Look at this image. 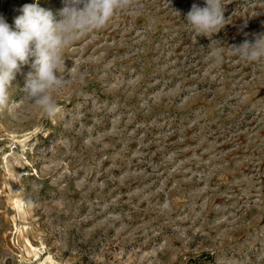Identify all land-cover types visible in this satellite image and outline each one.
<instances>
[{"label":"rangeland","instance_id":"374dc122","mask_svg":"<svg viewBox=\"0 0 264 264\" xmlns=\"http://www.w3.org/2000/svg\"><path fill=\"white\" fill-rule=\"evenodd\" d=\"M34 3L62 19L66 0L0 16L15 30ZM194 3L129 0L63 49L55 116L24 100L21 66L0 109V264H264V59L230 48L264 33V0H223L211 37L186 26Z\"/></svg>","mask_w":264,"mask_h":264},{"label":"clouds","instance_id":"9594fccd","mask_svg":"<svg viewBox=\"0 0 264 264\" xmlns=\"http://www.w3.org/2000/svg\"><path fill=\"white\" fill-rule=\"evenodd\" d=\"M204 3V7L192 4L185 17L186 26L197 36L211 37L226 24L225 6L223 0ZM128 4L129 0H66L59 21L38 3L25 4L14 20L15 30L0 16V109L9 106V89L16 73L29 57H34L33 71L27 74L23 88L24 100L33 101L30 104L43 115L55 116L59 108L53 94L67 82L62 73L63 49L85 33L105 27L115 12ZM230 48L246 61H260L264 59V33L255 35L254 41L245 40ZM212 56L221 60V50H214ZM27 203L30 206L32 201Z\"/></svg>","mask_w":264,"mask_h":264},{"label":"bare ground","instance_id":"6f19581e","mask_svg":"<svg viewBox=\"0 0 264 264\" xmlns=\"http://www.w3.org/2000/svg\"><path fill=\"white\" fill-rule=\"evenodd\" d=\"M15 208L19 213H25V209H24V204L21 201H16L15 202ZM28 246H30V249L33 251V253L38 256L39 255V250L37 248H35L29 241H27ZM31 251V252H32ZM46 262L48 264H53L54 260L51 257H48Z\"/></svg>","mask_w":264,"mask_h":264}]
</instances>
